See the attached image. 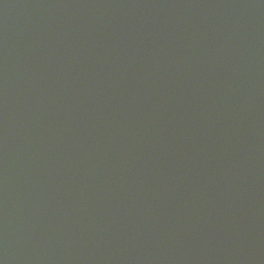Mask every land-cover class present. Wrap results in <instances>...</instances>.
<instances>
[{"label":"water","instance_id":"1","mask_svg":"<svg viewBox=\"0 0 264 264\" xmlns=\"http://www.w3.org/2000/svg\"><path fill=\"white\" fill-rule=\"evenodd\" d=\"M0 264H264V0H0Z\"/></svg>","mask_w":264,"mask_h":264}]
</instances>
